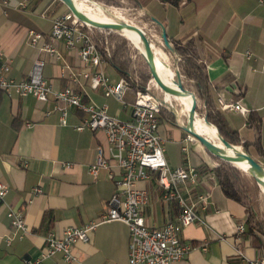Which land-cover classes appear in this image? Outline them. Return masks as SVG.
Returning <instances> with one entry per match:
<instances>
[{"label": "crops", "instance_id": "obj_1", "mask_svg": "<svg viewBox=\"0 0 264 264\" xmlns=\"http://www.w3.org/2000/svg\"><path fill=\"white\" fill-rule=\"evenodd\" d=\"M2 1L0 68L8 60V78L25 80L34 61L42 59L44 79L54 91L72 86L84 97L85 103L97 107L106 105L109 115L122 121L131 119V105L136 102L132 91L127 90L123 104L90 89L89 81L84 78L73 85L69 79L72 72L93 74L96 69L84 64L76 52L66 51L62 45L60 58L30 45L31 30L48 39L52 20L61 15L60 8L53 10L56 0H8L7 9ZM177 1V5L163 0H123L122 3L134 12L150 10L164 23L170 42H195L199 61L206 67L213 104L222 112L228 128L237 132L240 147L248 144L249 154L264 164V5L261 0ZM5 10L7 14H3ZM150 33L160 40V30ZM158 52L168 60L160 48ZM247 52L252 56L250 60L245 57ZM104 73L113 84L123 79L110 61ZM157 84L163 86L159 79ZM219 99L226 104H240L248 114L222 110ZM176 100L184 120V109L180 100ZM54 106L52 100L42 103L32 96L19 97L0 91V182L9 187L4 203L0 204V264H27L29 261L69 264L62 254L42 258L47 248L46 236L53 233L60 237L69 228H82L100 218L122 174L111 160L108 169H101L96 178L92 176L89 169L99 157V148L109 157L105 133L76 131L87 116L73 108L68 112L67 126H62L61 114L53 111ZM252 114L260 120L259 129L254 126L255 122L249 124ZM159 119V134L165 140L169 167L201 170L196 186H180L184 197L193 202L199 196L206 198V205L198 203L196 207L201 222L184 228L181 234L191 250L183 261L175 264H252L263 260L264 248L246 234V208L224 195L212 173L219 163L199 142L186 141L188 135L181 132L169 111L162 110ZM208 136L214 138L211 133ZM185 142L191 144L189 157L188 148L183 146ZM63 164L71 167L67 169ZM156 180L157 176L152 175L147 182L137 184L139 189L149 193V204L144 207L143 216L152 228L175 221L180 213L177 203L163 200ZM35 188H41L43 193L36 195ZM9 210L24 215L31 233L22 239L16 235L7 218ZM240 226L244 227L243 233L238 230ZM8 238L12 240L9 245ZM129 243L127 226L115 221L99 225L87 243L79 242L73 247V253L82 264H128Z\"/></svg>", "mask_w": 264, "mask_h": 264}, {"label": "built area", "instance_id": "obj_2", "mask_svg": "<svg viewBox=\"0 0 264 264\" xmlns=\"http://www.w3.org/2000/svg\"><path fill=\"white\" fill-rule=\"evenodd\" d=\"M260 3L264 5V0ZM4 9L9 7V1L3 0ZM24 4H20L23 7ZM3 14H7L5 10ZM93 31L79 22L70 12L56 16L52 20V30L48 39L41 33L29 31V43L41 52L60 58L59 47L62 45L66 51L76 52L78 58L96 71L89 73H71L70 82L79 84L80 78L89 81L90 89L101 91L106 97H114L124 104V97L129 88V82L125 78L113 84L104 73V67L111 60V53L106 49L103 54L98 50ZM2 54L0 53V56ZM248 60L251 54L246 53ZM45 62L37 59L32 65L29 76L22 81H15L7 77L10 72L8 60L4 61L0 68V91L5 94H15L19 97L32 96L37 101L55 103L53 111L61 114L62 126H67L68 112L71 108L82 112L87 117L82 124L76 127V131L89 130L93 133L102 131L105 133L109 146V157L104 150L99 148L96 163L91 166L89 173L95 178L101 169L110 167L109 161L113 160L122 170L120 179L116 182V189L106 206L105 213L98 219L90 221L82 228H69L62 236L58 237L49 233L46 238L47 248L42 255L43 259L52 255L62 254L66 263H79V259L73 253V247L79 243H87L90 234L104 223L122 222L130 235L129 263L128 264H175L181 262L189 254L191 247L182 239L183 229L201 220L196 212L198 203L206 205V198L199 196L196 202L184 197L180 188L183 186H196L199 172L196 168H171L165 158L164 141L159 134V116L163 110L161 103L152 93L148 85L144 91L136 94V99L131 105V119L122 121L108 113L106 105L97 107L84 102V97L70 86L62 91H54L51 85L44 79L43 69ZM264 73V61L262 63ZM222 110L238 111L242 115L248 114V110L240 104H226L219 99ZM58 104L63 105L58 107ZM29 126V125H28ZM188 142L196 141L193 137H187ZM186 151V148H183ZM67 169L70 164H63ZM152 175L157 176V184L163 193V200L175 202L180 206L177 219L159 228H152L143 216V209L149 204V193L146 189H139L138 183L147 182ZM9 191L8 185L0 182V204L4 203ZM35 194L43 193L41 188H35ZM7 218L16 235L22 239L30 232L26 225L25 217L20 212L9 210ZM244 232V227L238 228ZM8 238L7 244L11 243ZM27 262V264H39ZM252 264H264V259Z\"/></svg>", "mask_w": 264, "mask_h": 264}, {"label": "trees", "instance_id": "obj_3", "mask_svg": "<svg viewBox=\"0 0 264 264\" xmlns=\"http://www.w3.org/2000/svg\"><path fill=\"white\" fill-rule=\"evenodd\" d=\"M99 4H105V6H117L122 7L123 0H93ZM128 1V0H127ZM171 2L174 5L178 4L177 0H163ZM95 11L91 12V15ZM97 13V12H96ZM95 42L98 50L103 54L106 53V49H109L111 53V64L120 72L122 77L128 80L129 88L135 95L144 91L148 87L150 82V69L142 56L143 62L146 67V72L141 71L139 66L135 65L132 56L129 53L127 38L120 32H110L107 35L103 33L94 32ZM172 51L165 49L164 52L168 56V60L165 61L163 56H159L162 60L168 64L172 71L178 69L184 89L194 93L198 99V114L197 117L199 124L205 126L203 118L206 116L208 122L214 125L223 136V138L230 144L240 146L241 141L237 132L231 131L226 121L212 102L210 95V87L206 75L205 64L199 61L197 45L193 41H188L183 45L180 42H170ZM192 102V100H191ZM165 110V109H163ZM255 120V121H254ZM255 122L256 129H259V119L250 115L249 124ZM258 150H261L259 146H256ZM243 149L249 152V145L244 144ZM214 157V156H213ZM215 158V157H214ZM215 160L219 165L212 170L218 184L220 185L224 195L243 205L247 211V220L245 225L247 226L246 234L251 236L255 243L264 248V224L259 220L258 211L253 205V200L246 190V187L241 181L242 173L218 160ZM201 173V170L199 171ZM254 180V179H253ZM255 181V180H254ZM256 182V181H255Z\"/></svg>", "mask_w": 264, "mask_h": 264}, {"label": "water", "instance_id": "obj_4", "mask_svg": "<svg viewBox=\"0 0 264 264\" xmlns=\"http://www.w3.org/2000/svg\"><path fill=\"white\" fill-rule=\"evenodd\" d=\"M61 3H63L67 8L68 11L82 24H84L88 29L92 30L93 32L97 33H110V32H120L123 33L124 30H130L136 33L142 40L145 41L144 51L140 52V54L144 57L146 60L149 69H150V83L149 86L151 87L152 93L156 96L158 101L161 103L163 109L169 111L175 118L177 126L179 128L186 132L189 136L193 137L197 142L200 143V145L205 149L206 152H209L210 155L214 156L218 160L236 168L242 171V164H246L248 166L247 171H253L254 168H256L261 175L264 177V164L260 163L258 160L253 158L249 152L244 150L240 146H235L230 144L228 141H226L223 136L220 134L219 130L208 122L207 117L205 116L203 118V121L206 125L209 127H215L216 129V135H217V142L216 143L213 139H211L210 136L200 131L195 125H196V118L199 116L198 114V99L196 95L186 89H184L181 75L178 71V69H175V78H174V84L177 87V90L171 89L165 86H157V80H158V73H159V66L157 64V61L159 59V52L158 48H160L162 51L163 49L160 47H164L165 49H168L172 51V45L167 37L166 31L164 28H161V39L158 40L156 36L149 33L144 28L129 23L126 21L118 20L116 24H100L96 21H94L92 18L86 16L85 14H82L76 10L70 0H59ZM92 4H99L93 0H88ZM101 5L102 9L109 15H113L110 12V8L108 9L106 6ZM164 52V51H163ZM165 53V52H164ZM157 84V85H156ZM191 97L192 102L191 106L189 108V111L187 112V121L185 122L182 119V111L181 109L177 107V100L182 97ZM183 106L181 105V108ZM244 172V171H243ZM250 177H252L256 183L260 187H264V180H261L256 174H248Z\"/></svg>", "mask_w": 264, "mask_h": 264}, {"label": "rangeland", "instance_id": "obj_5", "mask_svg": "<svg viewBox=\"0 0 264 264\" xmlns=\"http://www.w3.org/2000/svg\"><path fill=\"white\" fill-rule=\"evenodd\" d=\"M102 5L105 6V4H102ZM85 7L86 6L84 5L83 8L85 9ZM106 7L108 8V6H106ZM58 8L61 9V14L69 12L68 8L63 3H61L59 0H56L55 4L53 5V10H57ZM109 8H112V9L114 8V9L119 10L117 12L121 13V15L123 17H126L127 19L134 21L135 24L139 25L140 27L145 28L147 31H149V33L152 32L154 29L162 31L161 28H164L166 31L164 23L160 22V20H158L150 12V10H147V9L146 10H139V11L135 10V12H134V10L132 8H130V9H129V7L127 8V6H125L124 3H122V7L111 6ZM84 11L86 13L93 12V10L90 6H87ZM95 13H96V10H95ZM108 33H103V34L107 35ZM166 34H167V31H166ZM160 36H161V33H160ZM160 39H161V37H160ZM127 44H128V49H129L130 55L132 56L133 60L136 61L135 65L139 66L141 71L146 72V67H145V64L143 62L142 55L140 54L138 49L129 40H127ZM182 44L185 45V43H182ZM160 47L164 50V47H162V46H160ZM163 58L165 59V56H163ZM150 79H151V77H150ZM184 120L187 121V117H185ZM181 132H184V131L181 129ZM184 133L186 135H188L186 132H184ZM183 146L188 148L187 155L189 157L190 154L192 153L191 152L192 151L191 144H189L188 142H185L183 144ZM239 171L242 173L241 181H242L243 185L246 187V190H248V193L253 200V205L256 207V209L258 211V216H260L259 220L264 224V187L262 189V187H260L253 180V178L250 177V175L246 174L245 172H243L241 170H239Z\"/></svg>", "mask_w": 264, "mask_h": 264}, {"label": "bare ground", "instance_id": "obj_6", "mask_svg": "<svg viewBox=\"0 0 264 264\" xmlns=\"http://www.w3.org/2000/svg\"><path fill=\"white\" fill-rule=\"evenodd\" d=\"M72 6L78 10V12L85 14L86 16L92 18L94 21L100 23V24H116L118 22V20H124L126 22L129 23H134V21H131L129 19H127L126 17H123L121 15V13L117 12L119 10L117 9H112L110 8V12L113 15H109L107 14L102 7H100L101 5L97 4H92L90 1L88 0H70ZM90 6L92 8V10H96L97 13H94L91 15V12L86 13L83 8V6ZM124 36L127 38V40H129L137 49L140 50V52L144 51V46H145V41L142 40L138 35H136L135 32L130 31V30H124L123 33ZM157 64L159 66V73H158V79L161 81L162 85L171 89H176L178 86H175L174 84V78H175V72L171 70L170 66L168 64L165 63L164 60H162L160 57L157 61ZM180 103L183 106V113L185 115H187V112L189 111V108L191 106V97H182L179 99ZM200 131H202L205 134H213L214 138H212L216 143L217 142V135H216V129L215 127H209L208 125L205 124V126H202L200 124L197 123V118H196V125H195ZM211 131V132H210ZM242 171H244L246 174H256L258 176H260L259 178L261 180H264V177L261 175V173L254 168L253 171H247L248 166L246 164H242ZM264 182V181H263Z\"/></svg>", "mask_w": 264, "mask_h": 264}]
</instances>
